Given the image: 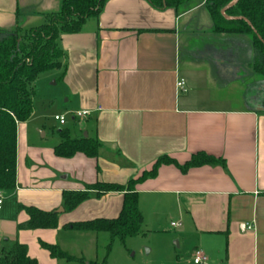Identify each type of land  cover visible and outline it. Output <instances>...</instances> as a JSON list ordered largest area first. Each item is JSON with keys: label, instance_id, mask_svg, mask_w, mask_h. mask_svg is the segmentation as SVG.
Wrapping results in <instances>:
<instances>
[{"label": "crops", "instance_id": "0c3cea01", "mask_svg": "<svg viewBox=\"0 0 264 264\" xmlns=\"http://www.w3.org/2000/svg\"><path fill=\"white\" fill-rule=\"evenodd\" d=\"M63 1L0 0V29L45 24ZM243 38L214 32L206 0L166 11L145 0H109L80 33L61 36L58 83L71 126L46 144V134L30 124L34 113L18 124L16 189L5 192L0 209V252L18 242L38 264H97L107 234L69 226L117 219L125 192H91L72 212L64 209V193L98 183L128 187L168 157L177 165H163L135 186L145 224L156 216L153 226L163 229L168 218L163 233L174 231L179 247L196 241L207 264H264V105L261 90L252 101L234 93L246 73L243 46L255 54L252 39ZM84 111L90 117L75 118ZM62 131L97 141L98 156L58 157ZM199 153L224 164L179 168ZM20 206L57 213L58 228L20 230L29 221ZM43 244L78 262L52 257Z\"/></svg>", "mask_w": 264, "mask_h": 264}, {"label": "trees", "instance_id": "16d2710c", "mask_svg": "<svg viewBox=\"0 0 264 264\" xmlns=\"http://www.w3.org/2000/svg\"><path fill=\"white\" fill-rule=\"evenodd\" d=\"M109 0H64L57 13L47 17L46 23L29 30L20 26L12 30L0 29V191L16 189L17 180V130L18 124L25 123L34 113L32 85L49 71L62 67L63 52L58 41L63 35H74L82 31L88 20L97 19ZM157 11L177 10L192 0H145ZM206 8L213 19L214 32L238 36H249L257 56L253 65L256 74L264 77V0H206ZM225 11V14L223 12ZM264 105V92H259ZM62 141L55 148L60 158H72L84 153L90 158L98 156V142L94 139L72 140L68 133L61 132ZM224 164L204 153L194 155L190 162L179 167L186 172L193 168ZM163 165H177L176 161L162 157L151 172L145 173L128 187L98 183L86 186L85 192L64 193L66 212L76 210L90 199L91 192L98 197L109 193H123L124 203L120 216L115 220H95L69 226L76 231L107 234L109 244L107 256L102 264H108V254L116 241L125 244L136 237L144 224V216L139 208L135 186L157 176ZM29 221L20 225V230H52L58 228V214L46 213L33 208H25ZM52 257L78 262L57 247L42 245ZM0 264H38L28 255L26 246L12 243L0 252Z\"/></svg>", "mask_w": 264, "mask_h": 264}, {"label": "rangeland", "instance_id": "374dc122", "mask_svg": "<svg viewBox=\"0 0 264 264\" xmlns=\"http://www.w3.org/2000/svg\"><path fill=\"white\" fill-rule=\"evenodd\" d=\"M42 24L44 23H35L26 29L36 28ZM243 37H245L243 39H251L247 36ZM251 41H249V44L253 45ZM246 50L247 48L243 46L242 53L246 73L243 74L242 81L236 84L234 93L237 97L241 93L248 101H252L257 98L258 91L264 89V77L253 71L250 63H254L256 56L255 54L250 56ZM60 75L58 69L46 72L31 87L34 115L30 124L34 130L41 129L46 134L47 139H44L46 144L57 142L60 138L59 130H65L71 126L70 123L72 122L70 114L62 113L67 95L62 84L58 83ZM55 82L57 86L53 85ZM51 100H54V105L50 104L49 101ZM68 107L70 108L71 106L69 105ZM62 114L66 117L67 124L69 123L65 128L60 127L54 120L56 116H61ZM34 133L39 141L42 140L41 134L37 136L36 131ZM3 193L5 196V192ZM155 217L152 218L151 215H148L147 223L145 224L144 222L139 234L136 237L127 239L125 244L116 241L111 253L108 254V264H194L192 254L197 247L196 241H190L179 247L177 244V235L173 233L174 231L169 234L163 233V230L169 226L170 220L164 217L161 225H165V228L157 229L158 227L153 226ZM150 224H152V227ZM108 244L109 240L107 238L104 246L103 244L101 246L106 247ZM105 256H107L106 249H100V261L97 264H102Z\"/></svg>", "mask_w": 264, "mask_h": 264}, {"label": "built area", "instance_id": "2783aa9c", "mask_svg": "<svg viewBox=\"0 0 264 264\" xmlns=\"http://www.w3.org/2000/svg\"><path fill=\"white\" fill-rule=\"evenodd\" d=\"M185 86V82L184 81H180L178 84H177V88L182 90ZM87 117H90V113L87 112V111H84V112H80V113H77L75 115V118L76 119H85ZM55 122L59 124L60 127H64L66 124H67V119L65 116H56L54 118ZM4 199H5V196H4V193L2 191H0V209L3 205V202H4ZM181 226L180 224H172V227H179ZM193 258H194V264H207L208 262V258L204 255V253L200 250H196L194 252V255H193Z\"/></svg>", "mask_w": 264, "mask_h": 264}, {"label": "water", "instance_id": "95a60500", "mask_svg": "<svg viewBox=\"0 0 264 264\" xmlns=\"http://www.w3.org/2000/svg\"><path fill=\"white\" fill-rule=\"evenodd\" d=\"M223 14H225V11L223 12ZM264 90V89H263ZM259 108H262V110H264V108L263 107H259ZM85 137H87V135L85 134Z\"/></svg>", "mask_w": 264, "mask_h": 264}, {"label": "flooded vegetation", "instance_id": "af4514ba", "mask_svg": "<svg viewBox=\"0 0 264 264\" xmlns=\"http://www.w3.org/2000/svg\"><path fill=\"white\" fill-rule=\"evenodd\" d=\"M262 91L264 92V90L262 89ZM261 99V98H260ZM260 102V101H259Z\"/></svg>", "mask_w": 264, "mask_h": 264}]
</instances>
